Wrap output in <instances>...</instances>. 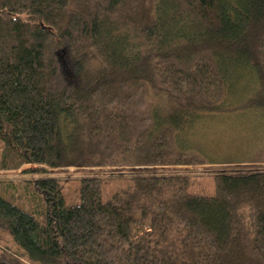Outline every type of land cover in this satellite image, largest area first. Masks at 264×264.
Here are the masks:
<instances>
[{
    "label": "trees",
    "instance_id": "16d2710c",
    "mask_svg": "<svg viewBox=\"0 0 264 264\" xmlns=\"http://www.w3.org/2000/svg\"><path fill=\"white\" fill-rule=\"evenodd\" d=\"M242 71L264 114V0H0V169L36 166L45 207L0 197V264H264V167L201 171L210 193L176 169L208 164L176 137Z\"/></svg>",
    "mask_w": 264,
    "mask_h": 264
},
{
    "label": "rangeland",
    "instance_id": "374dc122",
    "mask_svg": "<svg viewBox=\"0 0 264 264\" xmlns=\"http://www.w3.org/2000/svg\"><path fill=\"white\" fill-rule=\"evenodd\" d=\"M232 83L234 86L232 94L228 93L224 102V105L228 104L234 108L231 112L203 118L204 120L202 119L186 130H182L176 137L178 149L186 151L185 153H195L205 163H208L176 167L179 170L190 171L189 174L192 172L200 175L198 178L199 186L195 187L196 190L193 188L192 193L202 191L210 193L212 191L211 174L201 171L241 169L250 166L264 167V114L256 110V104L253 101H248L252 103L247 102L257 87L255 77L249 71H242L239 73V81ZM1 145L0 161L3 160L4 156L1 153V149L4 150ZM5 159L8 160V158ZM35 167L25 164L18 169H0V197L13 205L21 206L22 209L38 217L45 207L42 196L36 191L32 182L37 176L28 173L22 174L24 170ZM47 169L52 173L78 171L82 174L107 170L97 168ZM170 169H174V167ZM60 178L62 180L67 179V187L64 188V192L68 202L71 199H76V183L72 176ZM124 181L125 179L122 178L114 182L106 181L103 185L104 196L110 195L117 186H122ZM0 243L8 251L12 253L16 251L9 236L2 229H0ZM22 261L24 264H32L25 259Z\"/></svg>",
    "mask_w": 264,
    "mask_h": 264
}]
</instances>
